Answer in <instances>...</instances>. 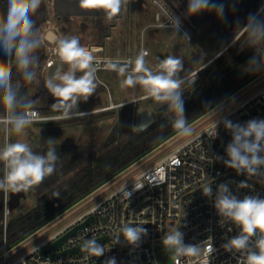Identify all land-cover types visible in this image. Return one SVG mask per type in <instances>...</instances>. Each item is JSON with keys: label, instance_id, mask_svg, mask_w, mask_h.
Instances as JSON below:
<instances>
[{"label": "clouds", "instance_id": "obj_1", "mask_svg": "<svg viewBox=\"0 0 264 264\" xmlns=\"http://www.w3.org/2000/svg\"><path fill=\"white\" fill-rule=\"evenodd\" d=\"M41 2L42 0H8L7 14L0 17V48L14 61L22 79L37 86L40 81L34 70L38 64L35 53L40 47L41 38L32 15L39 9ZM80 3H91L104 8L111 19L119 14L127 0H80ZM223 7V4H215L211 0H189L188 13L195 15L214 9L221 15ZM169 20L178 32L179 19L169 13ZM244 29L248 31L252 44L264 41V22L250 17ZM94 51L81 46L77 37H65L58 41V53L61 60L69 65V70L64 72L58 69L44 81V87L56 98L53 107L62 110L63 118H70L78 101L81 98L87 100L97 88ZM147 55L146 50H141L134 61L120 63L108 60L106 68L124 77L122 86L135 87L137 83L146 85L147 94L155 101L166 104L174 114L173 127L179 134L190 136L192 129L185 119L182 99L185 80L178 75L183 68L182 60L169 55L159 61V71L153 72L146 65ZM255 59L254 57L253 62ZM77 72L83 74L78 77ZM19 89V83L13 84L12 70L7 61H0V90L3 92L0 103L6 109V114L0 115V126L14 131L18 137L17 142L7 143L0 149V162H3L6 169L4 176L0 177V190L4 191H28L34 185H39L55 171L58 160L55 148L50 147L46 153L37 154L29 144L20 142L19 137L25 134V130L34 121L35 113L31 109L35 102L21 96ZM214 127L216 129V124ZM224 127L232 135V140L225 149L228 156L224 161L225 165L238 174L264 177V120L253 119L243 125L225 120ZM239 187H247L246 182H241ZM203 193L208 197L213 196L211 187L205 188ZM125 195L129 197L131 193L125 192ZM214 207L222 217L238 225L241 230L239 235L222 246L225 251L239 252L241 259L238 264H264V198L245 196L239 199L231 193L227 184H221L215 194ZM120 232L129 244L136 245L147 234V229L141 224H125ZM253 237H256L254 243ZM162 243L176 257L190 256L198 259L204 252L200 245L185 244L183 233L178 228L168 232ZM81 249L95 257L102 256L105 251L104 246L95 239L83 241ZM212 251L210 247L209 255ZM106 264H115L114 258L109 259Z\"/></svg>", "mask_w": 264, "mask_h": 264}, {"label": "built area", "instance_id": "obj_2", "mask_svg": "<svg viewBox=\"0 0 264 264\" xmlns=\"http://www.w3.org/2000/svg\"><path fill=\"white\" fill-rule=\"evenodd\" d=\"M153 4L158 9H164L156 1ZM168 12L164 13L167 21L158 24V27L173 28L169 13L172 16L174 13ZM41 44L45 54L43 69L48 70L59 62L64 63L58 53V46L54 47L55 42ZM141 50L146 49L140 48L139 52ZM146 51L148 55L145 58L150 55ZM93 55L96 58V73L111 71L106 68L108 60L120 63L133 61L131 56ZM164 58L166 57L156 54V67L153 71H159V61ZM199 70L192 73V79L188 83L198 81ZM185 78L184 76L183 79ZM31 111L35 113L33 122L53 118L42 115L36 109ZM253 119L264 120V86L161 159L135 172L106 195L101 194L93 204L78 207L73 204L64 210L32 233L33 237L21 249L13 250L15 247L4 246L0 253V264H106L112 258L115 264H159V260L163 258V238L176 228L183 233L185 244L200 245L204 252L198 259L174 256L169 264H238L241 254L235 250L225 251L222 246L240 234V227L218 213L214 200L221 184H227L231 193L239 199L245 196L264 198V177L238 174L224 163L228 159L225 149L232 140L231 132L224 127V121L243 125ZM10 142L5 136L4 145ZM5 171L2 162V177ZM241 182H246L247 187H239ZM207 187H211L212 197L204 195L203 190ZM125 192L131 195L127 197ZM7 201L8 191H5L4 227L10 214ZM90 217H93V221L64 239L58 249L45 254L39 253ZM125 224H141L147 229V234L136 245H131L120 232ZM101 237H108V241L97 242L105 248L100 257L91 256L84 251L62 253L81 246L86 239L96 240ZM255 239L253 237V243ZM120 245L123 247L122 253ZM210 247L213 249L211 255ZM56 253L60 255L52 257L51 254Z\"/></svg>", "mask_w": 264, "mask_h": 264}, {"label": "rangeland", "instance_id": "obj_3", "mask_svg": "<svg viewBox=\"0 0 264 264\" xmlns=\"http://www.w3.org/2000/svg\"><path fill=\"white\" fill-rule=\"evenodd\" d=\"M55 1L45 0L48 21L50 22L43 24L37 29L43 44L47 45L50 43L45 38V34L47 31H51L57 35L54 47L58 46L59 39L77 37L81 46L89 50L94 49L93 54L95 55L107 56L118 53L121 57H133V61L138 55L140 48H143L149 51L150 55L145 60L146 65L152 70L156 67L154 61L156 54L164 57L168 55L179 57L182 60L183 68L178 75L183 79L186 74L185 84L182 89L184 102L192 100L221 78L222 74L215 65V60L218 56L223 54L235 42H238L237 52L246 44L251 43L248 31L244 29L249 22V18L255 17L264 22V0H211L212 3L223 4L221 15H218L214 9L190 15L188 13L189 0H168L176 8L177 12L170 9L164 0H127V4L122 5L119 14L111 19H109L104 8L90 12L79 10L64 15L54 10L53 4ZM64 1L80 3V0ZM154 1L159 3L164 9H158L153 4ZM168 10L169 12L172 11L174 13L173 17L178 18L180 21L178 32L174 28L157 26L167 21L168 18H166L164 13L168 12ZM39 14L40 7L32 15V19L35 21ZM64 16H67L68 19L64 20ZM253 46L259 48L260 44L256 42ZM35 55H37V52ZM149 59L153 63H150ZM42 63L38 62L36 67L42 65ZM57 65L61 67L62 71L64 67L69 68L66 63L59 62ZM132 67H134V64ZM196 69H200L197 73L198 81L188 83ZM96 76H99V79L106 84L103 85L104 91L100 93L102 91L100 90L97 94L93 93L87 100L81 98L78 101L77 108L74 107L72 111L86 110L95 105L108 103L107 94H109L117 101L115 107L110 110L113 114L108 118L96 117L99 115H95L94 118L92 117L94 115H90L89 118L70 117L72 123L66 126L65 133L54 137L55 139L52 141L58 144L95 145V157H93L91 162H94L99 155L106 151L101 150V146L111 147L113 144L123 141L127 135L137 131L141 110H152L156 118L158 106L162 105L147 94V86L142 83H137L135 87L122 86L124 77L117 72L99 71ZM16 83H19V81H13L14 85ZM40 86H43L41 91L34 90L31 94L41 95L39 97L40 101L45 103V106L53 107V104L56 103V98L48 92L43 83ZM263 86L264 68L235 91L221 92L223 94L220 96L219 94L221 93L215 95L214 97H217V99L211 104L207 106H204V104L193 112H185L184 116L187 118L188 127L192 129L190 136H182L178 130L174 129L161 138L155 146L146 149L131 161L125 162V166L120 170L115 171L105 181L80 197L74 203L75 207L93 204L101 194L106 195L123 184L135 172H139L148 164L161 159L175 147L226 114L230 109ZM2 95L3 92L0 90V97ZM144 95L147 97L144 98ZM137 97L141 98L134 101L130 100ZM128 99L130 101L125 102V105L119 104L123 100ZM128 117L131 118L130 122L127 120ZM31 189L28 191H31ZM28 191L26 192L29 193ZM31 237L33 236L30 235L27 240H30ZM27 240L26 243L28 242ZM119 247L122 253L123 247L121 245ZM19 249H21V245L13 250ZM162 252L163 258L159 260V264H169L171 258L175 256L174 253L166 250L164 245Z\"/></svg>", "mask_w": 264, "mask_h": 264}, {"label": "trees", "instance_id": "obj_4", "mask_svg": "<svg viewBox=\"0 0 264 264\" xmlns=\"http://www.w3.org/2000/svg\"><path fill=\"white\" fill-rule=\"evenodd\" d=\"M7 8L8 0H0V17L6 16ZM47 19V6L45 0H42L40 14L35 20V28L39 29ZM67 19L68 17L64 16V20ZM258 43L259 48L248 43L237 52L238 42H235L218 56L215 65L222 74L221 78L192 100L184 102V113L197 110L221 92L235 91L244 82L255 77L264 68H261L264 65V41ZM36 52L38 62H43L45 54L42 44ZM254 57L255 62H253ZM0 61H7L12 70V79L19 81L20 95L25 97L28 83L22 79L14 61L5 55L2 48H0ZM173 118L174 114L169 111L166 104L158 106L156 121L151 126L127 135L123 141L111 147L101 146L100 149L106 151L94 162H91L95 157L94 146L60 144L44 146L40 151L41 154L46 153L50 147L55 148L58 156L55 171L40 183L41 190L35 207L14 220H8L6 227L3 226L5 191L0 190V253L4 246L7 248L18 246L32 233L72 206L80 197L105 181L115 171L120 170L125 166L122 162L137 150L146 145H148L147 149L155 146L158 141L153 139L173 125ZM127 120L130 122L131 118L128 117Z\"/></svg>", "mask_w": 264, "mask_h": 264}, {"label": "crops", "instance_id": "obj_5", "mask_svg": "<svg viewBox=\"0 0 264 264\" xmlns=\"http://www.w3.org/2000/svg\"><path fill=\"white\" fill-rule=\"evenodd\" d=\"M49 19H47L43 24H47ZM50 22V21H49ZM106 56V55H105ZM107 56H119L121 57L120 54L118 53H113L112 55H107ZM169 56V55H168ZM215 57V56H214ZM150 63H153L150 59H149ZM58 68L60 71L61 67ZM37 69V70H36ZM37 73V77L40 81L39 85H35L33 84V87H31L32 85L28 84L27 85V93L25 95V97L31 101H34V105L32 109H36L39 112H41L42 115L44 116H51L53 117L51 120L48 121H36L33 122L32 124H30L28 126V128L25 130V134L20 136V142H25L27 144H29L33 151L37 154H40L41 149L48 145V144H58V143H53L52 141L55 139L54 137L57 136H61L62 134L65 133V128L66 126H69L72 122L70 121L71 118H63V115H60L61 117H56L59 116L58 114H62L61 110H57L56 108L52 107V106H45L46 104L41 102L39 97L41 95H36V94H31L32 91L34 90H39L41 91V88L43 86H40L42 83L44 84L43 79H47V70L43 69V63L42 65H39L38 67H35L34 69ZM69 68L68 67H64L63 71L66 72L68 71ZM81 72H77L76 75L79 76L81 75ZM186 76V74L184 75ZM97 88L94 92V94L103 92V85H106L104 83L103 80L99 79V76H97ZM30 87V88H29ZM143 97V96H141ZM141 97H137L134 99H130V100H139ZM147 97L146 95H144V98ZM107 98H108V103H104L101 105H95L89 109L86 110H81V111H72L73 115L71 117H76V118H89L90 115H94L92 116L93 118L95 117V115H99L96 117H104V118H108L110 117V115L113 114V112H111L110 110L113 109L115 107V104L117 103L116 99H113V96L107 94ZM128 100H123L122 102H120L119 104L121 105H125ZM94 103H96L94 101ZM20 109H18L19 111ZM102 111V112H101ZM83 113V114H80ZM6 114V109L5 106L2 105V103H0V115H5ZM94 120V119H92ZM75 123V122H74ZM62 127V128H61ZM60 128V129H59ZM55 129H59V130H55ZM5 136L8 138L9 141L11 142H17V134L14 131H11L8 128H5L3 126H0V149L3 148V143H4V139ZM60 145H70V144H60ZM95 147V145H93ZM2 173V162H0V177ZM41 190V185H36L35 187H33L31 189V191H28L29 193H27L26 191H23V196L20 198L19 201V205L17 206V208H15L14 210H12V212L10 211V214L8 216V220H14L17 217L23 215L24 213L30 211L32 208L35 207L36 203H37V197L38 194L40 193ZM12 190H8V194L9 192ZM26 240L25 239L23 242H21L20 244H18L19 246H23L26 244ZM29 242V240H27ZM27 242V243H28Z\"/></svg>", "mask_w": 264, "mask_h": 264}, {"label": "water", "instance_id": "obj_6", "mask_svg": "<svg viewBox=\"0 0 264 264\" xmlns=\"http://www.w3.org/2000/svg\"><path fill=\"white\" fill-rule=\"evenodd\" d=\"M164 1L170 7V9H172L174 12H177L176 8L168 0H164ZM53 8H54V10L59 11L64 15L71 14V13L77 12L79 10L90 12V11L102 9V7L99 8L98 6H93L91 3L81 4L78 2L75 3L72 1H64V0H56L53 4ZM48 23H49V21H48ZM45 38L49 42L53 43V42H55L57 35L51 31H47V33L45 34ZM263 67H264V65L261 66V68H263ZM58 69H59L58 65L54 64L52 67H50L47 70V76L48 77L52 76ZM222 94L223 93L219 94V96ZM216 99H217V97H213L209 102H207L205 104V106L211 104ZM185 119H187V118H185ZM155 121H156V118H155L152 110H141L140 114H139V122H138V126H137V131L145 130L146 128L151 126ZM174 129L175 128L173 127V125L170 126L166 130H164L162 133L157 135L153 139V141H159L161 138L165 137L167 134H169ZM147 148H148V145L140 148L132 156H129L127 159H125L122 163L125 164V162L131 161L132 159L136 158L139 154L144 152ZM23 193H24L23 191H20V192L10 191L9 192L8 201H7V206H8L9 211H12L15 208H17V206L19 205L20 198L23 196ZM92 221H93V217L88 218L85 222L79 224L78 226L73 228L71 231H69L67 234L60 237L57 241H55L53 244H51V246L48 249H42V250H40L39 253L45 254V253H49L50 251H52L54 249H58L61 246L64 239L68 238L70 235L74 234L78 229L82 228L85 224L92 222ZM96 241L97 242L108 241V237H101V238L96 239ZM81 246L76 247V248L71 249V250H68L66 252H62V253H71V252H76V251H82ZM51 255H52V257H56V256L60 255V253L51 254ZM96 264H100V263H96Z\"/></svg>", "mask_w": 264, "mask_h": 264}, {"label": "flooded vegetation", "instance_id": "obj_7", "mask_svg": "<svg viewBox=\"0 0 264 264\" xmlns=\"http://www.w3.org/2000/svg\"><path fill=\"white\" fill-rule=\"evenodd\" d=\"M164 2H165V1H164ZM56 40H57V38H56ZM56 40H55V41H56Z\"/></svg>", "mask_w": 264, "mask_h": 264}]
</instances>
